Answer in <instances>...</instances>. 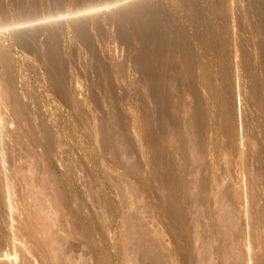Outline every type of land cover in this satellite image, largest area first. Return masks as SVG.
<instances>
[{
	"label": "rangeland",
	"instance_id": "rangeland-1",
	"mask_svg": "<svg viewBox=\"0 0 264 264\" xmlns=\"http://www.w3.org/2000/svg\"><path fill=\"white\" fill-rule=\"evenodd\" d=\"M92 1L0 0V255L264 264V0Z\"/></svg>",
	"mask_w": 264,
	"mask_h": 264
},
{
	"label": "bare ground",
	"instance_id": "bare-ground-1",
	"mask_svg": "<svg viewBox=\"0 0 264 264\" xmlns=\"http://www.w3.org/2000/svg\"><path fill=\"white\" fill-rule=\"evenodd\" d=\"M55 1H56V0H55ZM83 1H84V3H86V4L88 3V0H83ZM85 1H87V2H85ZM90 1H92V0H89V2H90ZM93 1H94V0H93ZM93 1H92V2H93ZM184 1H185V0H184ZM50 2H51V1H50ZM79 2L81 3L82 1H79ZM187 2H188V0H187ZM189 2L192 3V2H194V1L192 0V1H189ZM189 2L187 3V5L189 4ZM36 3H38V2H36ZM42 4H43V3H42ZM49 4H50V3H49ZM65 4H66V3H65ZM88 4H89V3H88ZM193 4H194V3L191 4V5H192L191 8H195V7H193ZM43 5H45V4H43ZM57 5H58V4H57ZM59 5H61V4H59ZM191 5H189V6H191ZM106 6H107V5H106ZM34 7H35V6H34ZM37 7H38V6H37ZM37 7H36V8H37ZM46 7H47V6H46ZM50 7H51V6H50ZM62 7H63V6H62ZM139 7H141V6H139ZM142 7H143V6H142ZM142 7H141V8H137V10L142 9ZM43 8H44V7H43ZM143 8H144V7H143ZM32 9H33V8H32ZM51 9H52V8H51ZM61 9H62V8H61ZM53 10H54V9H53ZM57 10H59V9L57 8ZM127 10H128V9H127ZM130 10H131V9H129L128 12H131V11H132V10H131V11H130ZM143 10L145 11L146 8L142 9L141 11L139 10L138 12H140V14L137 15L136 13L133 12L134 15H133V14H132V15L134 16V17H133V18H134V21L136 20V19H135V16H137V19H139V20L141 19V20H142V21H140V22H141L140 25L143 24V29H142L141 26H138L136 30L138 31V28L140 27V31H139V33L143 31L142 34H141V36H143L144 33L146 34L147 37L145 38V39H146L145 42L147 43V39H149V38L151 37V35H149V33H148L150 28H149V29H146V32H147V30H148L147 33H146L145 30H144V29H145L144 26L147 25V24H146V23H147V19H146V21L144 20V22H146V23H145L146 25H144V23H142V22H143V19L141 18L142 16H144V15H141V12H142ZM33 11H35V10H33ZM38 11H39V10H38ZM48 11H49V10H48ZM90 11H91V10H90ZM35 12H36V11H35ZM35 12H34V13H35ZM51 12H52V11H51ZM126 12H127V11H126ZM128 12H127V14H126V15L128 16V18H129V17H132V15H128V14H130V13H128ZM145 12H146V11H145ZM145 12H144L143 14H146ZM29 13H30V11H29ZM87 13H88V11H87ZM124 13H125V12H124ZM124 13H123V14H124ZM148 13H149V12H147V15H148ZM31 14H32V13H31ZM60 14H61V13H60ZM26 15H27V13H26ZM66 15H67V14H66ZM126 15H125V16H126ZM139 15H141L140 18H138ZM127 16H126V17H127ZM126 17H125V18H126ZM121 18H122V17H121ZM123 18H124V17H123ZM125 18H124V19H125ZM133 18H132V20H133ZM130 20H131V19H130ZM130 20H128V21H130ZM132 20H131V21H132ZM139 20H138V22H139ZM116 21L119 22L120 20L117 19ZM116 21H115V22H116ZM121 21H122V20H121ZM149 21H150V20H148V22H149ZM115 22H114V23H115ZM118 22H116V25H119V24H120V23L118 24ZM123 22H124V21H123ZM123 22H122V24H123ZM126 22H127V21H126ZM135 22H136V21H135ZM135 22H134V23H135ZM129 23H130V22H129ZM136 23H137V22H136ZM192 23L194 24V22H192ZM20 24H22V23H20ZM122 24H121V25H122ZM130 24H131V23H130ZM138 24H139V23H138ZM80 25H81V24H80ZM80 25H79V26H80ZM132 25H134V24L132 23ZM83 26H84V25H83ZM83 26H81V28H82ZM130 26H131V25H130ZM147 26H148V25H147ZM81 28H80V30H81ZM86 28H87V27H86ZM118 28H119V27H118ZM120 28L123 29L122 27H120ZM78 29H79V27H77V31H78ZM82 29H83V31L81 30L82 32H81V31H78V32H80V34L83 33L84 31L86 32V30H87L88 28H87V29L82 28ZM99 29H100V28H97L96 30H99ZM121 29H120V30H121ZM100 30H101V29H100ZM116 30L118 31L119 29H116ZM120 30H119V31H120ZM77 31H76V33H77ZM119 31H118V32H119ZM123 31H127V30H124V29H123V30H121V34H120V32H119V34L122 35V32H123ZM178 31H179V30H178ZM150 32H151V31H150ZM174 32L176 33V30H175ZM179 32L182 33L183 30H182V31L180 30ZM74 33H75V32H74ZM124 33H125V36L127 37V39L129 38L128 41H127V40H124V39L126 38L125 36H124V38H121L120 36H119L120 38H119V37H117V38H119V40L122 39V40H124V41H127V43H125V44H128V42H129V45H131V44H130V41H129V40H130V37H128V36L126 35V34H128V33L123 32V34H124ZM137 33H138V32H137ZM139 33L137 34V36H138V35L140 36ZM181 33H178V34L182 35ZM78 34H79V33H78ZM78 34H76V35H78ZM80 34H79V36H77V37H79V40L82 42V39L84 38V36H85L86 34L88 35V33H86V34L84 33L85 35H83V34L80 35ZM145 34H144V36H145ZM150 34H151V33H150ZM116 35H118V34H116ZM128 35L130 36L131 34H128ZM148 35H149L150 37H148ZM80 36H83V38H80ZM141 36H140V38H141ZM56 37H57V36H56ZM85 37H87V36H85ZM122 37H123V36H122ZM133 37H135V35H133ZM152 37H153V35H152ZM152 37H151V38H152ZM58 38H59V37H58ZM58 38H57V39H58ZM140 38H137V39H140ZM55 39H56V38H55ZM84 39H85V38H84ZM84 39H83V41H84ZM137 39H136V40H137ZM87 40H88V38L85 39L86 43H85V42H83V43H84V44H87V42H88ZM136 40H135V41H136ZM152 40H155L154 37H153L151 40H149V41H152ZM158 40H160V39H158ZM124 41H122L121 43L124 44ZM137 41H138L137 43L141 45V43H142V39H141V40H137ZM139 41H141V43H140ZM149 41H148V44H147V45L150 47V44H151V43H150ZM143 42H144V39H143ZM145 42L142 43V44H145ZM159 42H160V41H159ZM149 43H150V44H149ZM81 44H82V43H81ZM152 44L154 45V43H152ZM152 44H151L150 50H153V51H154L155 49H157V52H156V54H155V55H157V54H158V51H159L158 49H160L161 47H160V48H158V47L155 48V47H154L155 45H156V46L159 45V43H157V42H156V44H155L154 46H152ZM157 44H158V45H157ZM87 45H89V43H88ZM90 45H91V44H90ZM90 45H89V46H90ZM140 45H138V48H139ZM145 45H146V44H145ZM145 45H144V48L147 47V45H146V46H145ZM85 46H86V45H85ZM89 46H88L87 48H89ZM124 46H125V45H124ZM159 46H162V45L160 44ZM74 47H75V46H74ZM126 47H127V48H128V47L131 48V47H133V46H127V45H126ZM149 47H147L145 50L150 51V50H149ZM152 47H154V49H153ZM87 48H86V49H87ZM90 48H91V46H90ZM130 48H129V49H130ZM140 48H141V47H140ZM140 48H139V49H140ZM71 49H72V48H71ZM131 49H132V48H131ZM141 49L143 50V45H142V48H141ZM161 49H162V48H161ZM161 49H160V51H161ZM163 49H164V48H163ZM167 49H168V48H167ZM87 50H88V49H87ZM72 51H74V52H73V54H74V53H75V50L72 49ZM88 51H89V50H88ZM91 51H93V49H92ZM147 51H144V52H147ZM153 51H151L152 54H153ZM151 52H150V53H151ZM154 52H155V51H154ZM75 54H76V53H75ZM91 54H92V53H91ZM92 55H93V54H92ZM92 55H91V56H92ZM153 55H154V54H153ZM75 57H76V56H75ZM75 57H74V58H75ZM95 59H96V58H95ZM95 59H94V60H95ZM92 60H93V59H92ZM94 60H93V61H94ZM94 62H95V61H94ZM98 62H99V61H97V59H96V62L93 63V64H96V63H98ZM91 63H92V62H91ZM134 63H135L136 65H138V64H137V61H134ZM134 66H135V65H134ZM149 78H150V77H148V80H149ZM145 79H147V77H145ZM145 79H144V80H145ZM150 79H151V78H150ZM146 82H147V81H146ZM149 82H150V81H149ZM147 83H148V82H147ZM77 225H78V224H77ZM41 232H42V231H41ZM72 245H73V244H72ZM70 246H71V245H70ZM66 248H67V247H66ZM66 248H65V249H66ZM68 248H69V247H68ZM72 251H73V250H72ZM12 260H13V261H12ZM0 261H2V264H7V262H8L9 264H17V255H16L15 252H12V253H9V252H8V253H3V254L0 255ZM67 263H68V262H67Z\"/></svg>",
	"mask_w": 264,
	"mask_h": 264
}]
</instances>
